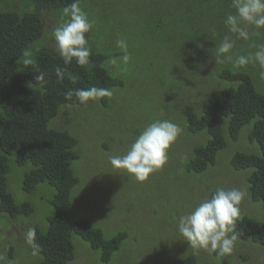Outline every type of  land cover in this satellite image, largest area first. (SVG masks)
Here are the masks:
<instances>
[{
	"label": "trees",
	"instance_id": "16d2710c",
	"mask_svg": "<svg viewBox=\"0 0 264 264\" xmlns=\"http://www.w3.org/2000/svg\"><path fill=\"white\" fill-rule=\"evenodd\" d=\"M72 2L0 0V212L13 219L36 218V207L15 202L9 190L11 162L31 164L22 180L28 195L38 185L54 189L46 227L34 219L39 256L32 264H72L78 240L87 244L91 256L97 254L99 264H114L127 256L133 238L151 234L167 240L161 243L166 254L160 257L171 264H264L259 259L264 255V81L251 65L234 70L228 63L215 65L212 55L215 43L231 35L223 21L235 12L232 0H80L93 22L86 34L92 55L83 67L75 59L64 65L54 40L55 28L69 19L63 9ZM119 38L141 60L127 82L110 62L124 54L116 47ZM259 44H264V29L248 41L237 40L233 53L255 52ZM25 48L32 50L31 65L22 63ZM56 66L75 80L66 73L60 82ZM41 72L44 79L36 80ZM93 86L112 91L97 101L115 110L117 118L110 115L115 121L120 117L116 110H126L111 103L118 92L130 88L135 111L126 110L132 114L119 123L107 119L105 129L96 127L98 133L87 125L77 127L82 124L78 117L85 119L86 104L75 96L66 100L64 93ZM165 119L177 123L182 133L167 164L146 181L109 162L93 171L86 166L91 147L100 146L106 162L127 149L145 126ZM89 135L96 142L87 143ZM225 155L229 158L223 162ZM105 167L119 179L105 185ZM235 174L243 176L245 197L260 211L241 213L237 221L236 243L245 251L218 256L193 249L177 231L179 216L215 189L233 188L228 182ZM125 219L127 226L121 223L126 225ZM4 250L0 264L14 261L12 246ZM255 251L263 252L252 258L249 252Z\"/></svg>",
	"mask_w": 264,
	"mask_h": 264
},
{
	"label": "clouds",
	"instance_id": "9594fccd",
	"mask_svg": "<svg viewBox=\"0 0 264 264\" xmlns=\"http://www.w3.org/2000/svg\"><path fill=\"white\" fill-rule=\"evenodd\" d=\"M232 7L235 12L228 14L223 21L224 27L231 35H225L218 44L215 43L212 50L215 65L228 63L234 70L251 65L257 69L259 80L264 81V44L254 45L255 52L233 53L237 40L248 41L251 35H258L259 30L264 29V0H232ZM63 15L69 19L54 30L56 50L64 65L71 64L75 59L77 65L87 66L90 64L92 49L86 34L92 30L93 22L81 8L80 0H73L65 7ZM116 47L124 53L118 59L125 65L128 64L131 55L128 52L127 40L117 39ZM22 56L23 65L33 64L30 48H25ZM110 62L116 64L117 58L114 57ZM54 71L62 82L67 69L56 66ZM44 75L41 72L35 78L43 80ZM67 77L69 80H75L71 73H67ZM112 95L111 90L95 86L72 89L64 93L66 100L75 96L81 104ZM181 133V127L171 120L151 122L130 143L124 154L110 156L109 163L114 169L125 170L137 181L144 182L167 164L169 150ZM244 196L245 192L238 188L215 189L210 198L201 200L186 214L179 216L176 225L178 233L193 249H204L218 256L232 254L238 240L236 224L241 217L240 204ZM25 241L34 249L33 254H36L39 245L35 242V228H28Z\"/></svg>",
	"mask_w": 264,
	"mask_h": 264
},
{
	"label": "rangeland",
	"instance_id": "374dc122",
	"mask_svg": "<svg viewBox=\"0 0 264 264\" xmlns=\"http://www.w3.org/2000/svg\"><path fill=\"white\" fill-rule=\"evenodd\" d=\"M128 52L131 55V60L128 64H124L121 60H117V67L124 76L126 82L132 76L135 74L134 67L137 65L138 61L141 62V60L137 59L136 56H133L131 54V50L128 49ZM130 88L129 90H124L121 92H118L116 95H114L111 100V103L113 106H119L123 107L126 110H131L132 112L135 111L133 109L134 106H137V103H134V99H130ZM133 101V102H132ZM86 112L83 113L85 116V119H80L78 117V121L80 120L82 122L81 126L78 125V121H74L73 124L77 127H83L85 125L88 126L89 129H92V133H98L96 131V127H99V129L106 128V121L112 120L109 123L121 121V119H126L129 117L132 113L129 114L126 110L119 111L118 109L117 114L120 116L116 121L115 119H112L110 115H113L116 117V114L114 113L115 110L113 108H104L100 105L99 101H89L86 103L85 106ZM76 114V113H75ZM117 118V117H116ZM77 129V128H76ZM94 129V130H93ZM78 130V129H77ZM81 131V130H79ZM104 133V131L100 132ZM99 133V134H100ZM99 137V136H98ZM96 136L89 135L88 142L87 143H94L96 142ZM241 144L244 146L247 143V138L245 133H243L240 137ZM93 146V145H92ZM91 147V146H90ZM100 146L97 147H91L90 150H87L85 153V157H88L85 161L86 166L90 167V171H93L96 169V166L98 164L106 165L109 162V158L106 162L103 161L101 156L104 157L103 151L101 149H98ZM129 147V146H128ZM126 147V148H128ZM252 148H254V145H252ZM127 149L122 150L120 155L122 153L124 154ZM227 154H230V152H227ZM107 155V154H106ZM118 155V154H117ZM109 156V155H107ZM229 156L225 155L222 160L223 162H226L228 160ZM100 162V163H99ZM110 164V163H109ZM221 164V160L220 163ZM32 168L30 163H27L24 166H17L15 163L10 164L9 166V172L7 174L8 179V187L9 190L13 192L15 195L14 201L17 203L22 202H31V206H35V210L37 212H34V215L36 218H30L26 216H20V218L13 219L11 217L6 216L5 214L0 212V257H3L6 252L4 249L10 248L12 246L14 254H15V260L12 262H9L8 264H32L38 260L37 254H33L30 252V245H28L25 241V233L28 230V228H35L34 224H38L34 219H39L42 228L46 227L47 221L45 219L46 216L50 215L52 213L53 207L52 205L48 204V201L52 198L54 194V189L51 187L44 185H38L36 190L32 192V195H28L22 188V180L24 178V172L28 171ZM104 182L105 185L110 184L112 182V179L115 181V178L119 179L118 176H113L112 169L108 168L104 169ZM93 174V172H92ZM243 176L240 174H235L233 178L229 180V186L233 188H238L245 192L243 188ZM238 184H240L238 187H236ZM119 185V184H118ZM231 189V188H229ZM123 192V191H122ZM257 207V206H256ZM255 205L249 201L245 196L240 204L241 213H249L252 215H258L260 214V211L258 210V207L256 208ZM39 208H41L39 212ZM127 224L125 225V221L122 220L121 223L123 226L129 225L128 220L125 219ZM129 228V226H128ZM130 229V228H129ZM166 237V235H165ZM133 242H130L128 244V251L127 256H120L114 264H171L168 260H165L163 257H160L161 255L164 256L166 254V251L164 247H162V244H166V239H156L155 237H152L151 235H148L146 237H136L135 239H132ZM180 241V240H179ZM16 244V245H15ZM76 247V256L74 258V261L72 264H87L89 262H94L96 264H99V258L97 257V254L95 253V256H91V252L89 253L86 250L87 244L83 240H78L75 244ZM235 250H243L245 251V247L242 245H238L236 243ZM89 250H91L89 248ZM156 251L159 252V257L156 256ZM254 251V250H252ZM263 251H255V252H249L253 257H260ZM93 253V252H92ZM128 254L130 256H128ZM172 255V253L170 254ZM169 257V256H168ZM264 255L260 257L259 259H263ZM171 259V258H170Z\"/></svg>",
	"mask_w": 264,
	"mask_h": 264
},
{
	"label": "flooded vegetation",
	"instance_id": "af4514ba",
	"mask_svg": "<svg viewBox=\"0 0 264 264\" xmlns=\"http://www.w3.org/2000/svg\"><path fill=\"white\" fill-rule=\"evenodd\" d=\"M8 260V262H9V258L7 259ZM11 262V261H10Z\"/></svg>",
	"mask_w": 264,
	"mask_h": 264
},
{
	"label": "crops",
	"instance_id": "0c3cea01",
	"mask_svg": "<svg viewBox=\"0 0 264 264\" xmlns=\"http://www.w3.org/2000/svg\"><path fill=\"white\" fill-rule=\"evenodd\" d=\"M12 262V261H11Z\"/></svg>",
	"mask_w": 264,
	"mask_h": 264
}]
</instances>
